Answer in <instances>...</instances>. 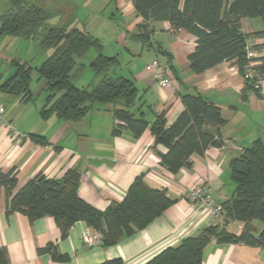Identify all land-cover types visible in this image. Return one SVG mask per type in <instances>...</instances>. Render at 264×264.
<instances>
[{"label": "crops", "instance_id": "0c3cea01", "mask_svg": "<svg viewBox=\"0 0 264 264\" xmlns=\"http://www.w3.org/2000/svg\"><path fill=\"white\" fill-rule=\"evenodd\" d=\"M55 1L57 4L51 5L53 9L44 4L45 0L41 5L66 19L60 21L58 17L56 22L50 21L96 38L102 46V54L116 59L113 68L116 76L134 83L137 105L132 113L135 117L142 114L150 125L163 113L166 127H169L184 110L182 95L199 94L221 109L225 123L206 130L219 132L224 145L208 148L202 156L193 155L190 168H181L171 174L160 165L159 153H165L166 149L154 146L149 128L139 138H134L127 130L113 134L117 129L113 107L94 104L77 122H65L55 115L43 120L40 111L45 98L36 106L32 103V94L29 99H21L0 90V106L4 108L0 116V173L12 168L17 170V185L12 194L38 174L60 180L68 171L77 170L80 175L78 196L99 211L121 203L137 177H143L151 188L165 190L174 202L160 217L132 236H123L117 244L89 247L82 241V236L92 230L87 223H75L67 236L61 238L59 228L49 216L30 223L20 213L8 214L7 195L2 189L0 246L8 263L100 264L120 259L124 264H145L164 249L178 246L185 238L198 236L209 226L239 235L244 229L243 223L225 215L212 219L202 207L187 203L184 194L197 184L207 183L216 203L222 204L233 196L235 185L231 180L230 160L255 140L264 142V80L259 82V98L247 90L235 61L223 62L200 74L193 73L188 57L195 49L196 38L168 22L152 23L149 45L144 44L136 37L142 20L131 0ZM8 5L9 0H0V16L7 11ZM263 29L260 19L240 21L241 33L245 35ZM248 41L254 44L257 56L261 57L264 38L250 37ZM154 60L169 65V87H161L145 69ZM6 80L0 79V86ZM10 104L16 112L8 110ZM30 135L43 137L46 144L34 142ZM250 226L255 236L262 230L258 221H251ZM49 245L55 247L62 261L39 253ZM201 264H264V247L218 244L212 239L203 250Z\"/></svg>", "mask_w": 264, "mask_h": 264}, {"label": "trees", "instance_id": "16d2710c", "mask_svg": "<svg viewBox=\"0 0 264 264\" xmlns=\"http://www.w3.org/2000/svg\"><path fill=\"white\" fill-rule=\"evenodd\" d=\"M131 1L142 20L136 37L144 44L149 45L151 24L157 22H168L196 38L195 49L188 57L190 69L195 74L223 62L235 61L237 71L244 77L248 39L264 38V29L252 35H245L240 30L242 19H260L264 24V0ZM9 2V8L0 16V35L35 42L41 50L50 52L35 68L44 84L43 90L48 93L40 111L43 120L55 115L65 122H77L94 104L113 107V117L117 121L113 134L119 135L121 130H127L134 138H139L149 128L154 146L161 145L166 149L165 153H159V160L171 174L181 168H190L193 155L202 156L208 148L223 147L219 132L206 130L225 123L219 106L199 94H185L181 97L184 110L173 124L166 127L161 113L149 125L142 114L137 118L132 113L137 105L134 83L126 77L116 76L113 70L116 59L102 54V46L96 38L67 25L50 24L55 16L47 8L32 5L27 0ZM89 50L97 53L90 68L95 75L101 76L92 89L78 87L73 82L76 73L82 72L76 58L83 57ZM254 61L257 62L253 67L254 76L244 81L247 90L261 98L258 84L264 80V55ZM11 64L15 68L14 74L0 86V90L29 99L33 68L17 61ZM30 138L41 145L46 144L41 136L30 135ZM229 166L235 190L222 205L225 217L243 223V231L234 235L224 228L209 226L198 236L185 238L178 246L164 249L145 264H201L203 250L212 239L218 244L264 247V142L255 140L249 148L233 157ZM16 174L15 168L0 173V192L4 189L7 195L8 214L20 213L30 223L49 216L59 228L61 238L67 236L75 223L83 221L102 233V247L117 244L123 236H132L174 203L165 190L151 188L143 177H137L121 203L99 211L78 196L80 175L77 170L68 171L60 180L38 174L12 194L17 185ZM251 221L262 225L257 236L253 235ZM39 253L50 254L56 261L63 260L52 245ZM0 264H9L1 246ZM100 264L124 263L112 259Z\"/></svg>", "mask_w": 264, "mask_h": 264}, {"label": "rangeland", "instance_id": "374dc122", "mask_svg": "<svg viewBox=\"0 0 264 264\" xmlns=\"http://www.w3.org/2000/svg\"><path fill=\"white\" fill-rule=\"evenodd\" d=\"M39 1L40 0H27V2L32 5L42 6L41 5V3H43L42 0L40 1L41 3H39ZM44 4L47 5L48 7H51V5L57 3L55 0H45ZM45 5L44 8H47L45 7ZM51 8H47V9L49 10ZM51 13H53V10ZM54 13L53 15L55 16V18L53 19L55 20V22L58 17H60L59 18L60 21L66 19V16L64 15L58 16V14H54ZM55 22L50 21L49 23L57 24ZM49 53H50L49 51L41 50L38 47V44L35 42L27 41L20 37H10V36L0 35V79L3 82L14 73L15 68L11 64L12 61H17L21 64L26 63L29 67L33 68V72L31 73L30 84H29V90L34 97L32 103H35L36 106L39 105L41 102H43L44 98L46 99L48 93L43 90L44 84L39 80V76L38 73L35 71V68L40 66V64L49 55ZM96 56L97 53L94 50H89L83 57L76 58L77 66H82V72L76 73V76L73 81L76 86L81 88L83 87V88L92 89L101 79V76L95 75L93 70L90 68V64ZM83 83H85L86 85H82ZM7 97H10L11 99L17 98L16 96L13 95H9V96L7 95ZM15 109L16 108L12 107V104L9 105L8 108L9 111L16 112ZM257 123L258 125H261L260 121H257ZM263 132L264 131H262V135L264 136Z\"/></svg>", "mask_w": 264, "mask_h": 264}, {"label": "built area", "instance_id": "2783aa9c", "mask_svg": "<svg viewBox=\"0 0 264 264\" xmlns=\"http://www.w3.org/2000/svg\"><path fill=\"white\" fill-rule=\"evenodd\" d=\"M262 55H264V48L261 51V56ZM257 58L258 56L257 52L254 49V44L248 41L246 45V59L248 63L245 66V75L243 77L244 79L250 80L253 78V67L257 65V62H255L254 59ZM145 69L153 74L155 80L161 87L166 88L170 86L171 83L168 76L170 68L167 63H162L159 60H154L149 65H147ZM3 113L4 108L0 106V116ZM184 199L191 205L202 207L203 209H205L212 219H219L225 215V209L223 205L214 201L212 196V189L207 183L197 184L186 190ZM102 238L103 235L101 232L92 229L87 231L82 236V241L89 247L100 246L102 245Z\"/></svg>", "mask_w": 264, "mask_h": 264}]
</instances>
